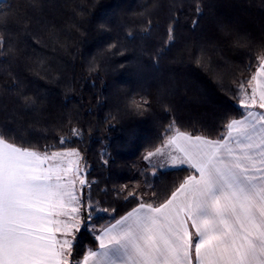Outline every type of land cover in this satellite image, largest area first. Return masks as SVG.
I'll list each match as a JSON object with an SVG mask.
<instances>
[{
  "label": "trees",
  "instance_id": "obj_1",
  "mask_svg": "<svg viewBox=\"0 0 264 264\" xmlns=\"http://www.w3.org/2000/svg\"><path fill=\"white\" fill-rule=\"evenodd\" d=\"M202 4L198 15L193 0H45L41 10L29 0H0V15L13 10L0 24L6 41L0 50V129L40 150H59L60 138L67 137L63 147L80 151L91 183L83 189L85 205L89 195L97 209H117L98 211L99 226L137 205L124 199L122 185L149 191L151 184L163 199L188 175L164 168L153 176L143 160L170 120L215 139L227 118H240L234 81H246L256 70L264 0ZM170 23L175 40L168 44ZM242 37L251 41L248 47L237 45ZM202 53L211 70L196 63ZM22 96L35 106L25 107ZM141 98L149 101L143 114L132 106ZM72 128L80 135L73 136ZM96 245L94 234L82 228L73 254Z\"/></svg>",
  "mask_w": 264,
  "mask_h": 264
},
{
  "label": "snow or ice",
  "instance_id": "obj_2",
  "mask_svg": "<svg viewBox=\"0 0 264 264\" xmlns=\"http://www.w3.org/2000/svg\"><path fill=\"white\" fill-rule=\"evenodd\" d=\"M29 3L34 10L45 6V0ZM193 3L202 15V0ZM12 14L0 15V24ZM174 33L170 23L168 44ZM236 43L248 47L251 41L242 37ZM5 44L0 35V50ZM256 60L250 78L234 81L240 118H227L215 139L194 126L182 130L173 118L160 144L143 155L153 176L168 167L188 175L163 199L151 184L149 191L122 185L124 199L137 205L99 229L91 224L92 212H85L96 208L91 197L87 205L82 198L83 189L91 187L83 157L78 149L63 147L68 138H60L59 150H50L55 145L40 150L0 129V264H264V45ZM196 63L211 70L203 53ZM21 98L25 107L35 106L30 97ZM132 106L143 114L149 101L133 100ZM164 110L171 111L167 105ZM70 131L80 135L77 128ZM82 228L90 229L98 246L74 255Z\"/></svg>",
  "mask_w": 264,
  "mask_h": 264
},
{
  "label": "rangeland",
  "instance_id": "obj_3",
  "mask_svg": "<svg viewBox=\"0 0 264 264\" xmlns=\"http://www.w3.org/2000/svg\"><path fill=\"white\" fill-rule=\"evenodd\" d=\"M88 198H89V195H88V197H87V203H86V205L89 203V200H88ZM91 203L95 206V204L92 202V200H91ZM96 208V207H95ZM88 211H91L92 212V220H91V224H93V225H95V227L96 228H100V226L98 225V224H96V223H98V222H95V219H94V217L98 214V209L96 208V210H91V209H87V207H85V212H88ZM103 225V224H102ZM89 231H90V229H88ZM91 232V231H90Z\"/></svg>",
  "mask_w": 264,
  "mask_h": 264
},
{
  "label": "crops",
  "instance_id": "obj_4",
  "mask_svg": "<svg viewBox=\"0 0 264 264\" xmlns=\"http://www.w3.org/2000/svg\"><path fill=\"white\" fill-rule=\"evenodd\" d=\"M168 168H171V167H168ZM120 218V217H119ZM119 218H117V219H119ZM115 222V220H113V221H111V222H109V223H114ZM97 229H99V228H97ZM98 246V242H97V245H96V247ZM95 247V248H96ZM95 248H93V249H95Z\"/></svg>",
  "mask_w": 264,
  "mask_h": 264
},
{
  "label": "water",
  "instance_id": "obj_5",
  "mask_svg": "<svg viewBox=\"0 0 264 264\" xmlns=\"http://www.w3.org/2000/svg\"><path fill=\"white\" fill-rule=\"evenodd\" d=\"M85 177H86V179H87V174H86V171H85Z\"/></svg>",
  "mask_w": 264,
  "mask_h": 264
}]
</instances>
